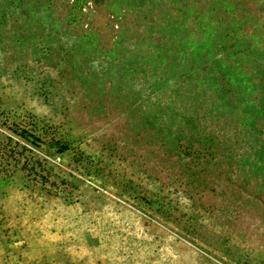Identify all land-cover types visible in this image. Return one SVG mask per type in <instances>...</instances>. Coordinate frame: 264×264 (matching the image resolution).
I'll return each mask as SVG.
<instances>
[{
    "label": "rangeland",
    "instance_id": "374dc122",
    "mask_svg": "<svg viewBox=\"0 0 264 264\" xmlns=\"http://www.w3.org/2000/svg\"><path fill=\"white\" fill-rule=\"evenodd\" d=\"M0 264H264V0H0Z\"/></svg>",
    "mask_w": 264,
    "mask_h": 264
}]
</instances>
